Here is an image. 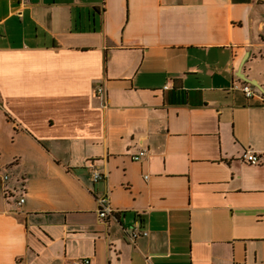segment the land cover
Here are the masks:
<instances>
[{"label":"crops","instance_id":"1","mask_svg":"<svg viewBox=\"0 0 264 264\" xmlns=\"http://www.w3.org/2000/svg\"><path fill=\"white\" fill-rule=\"evenodd\" d=\"M243 84L264 95V0H0V264H264Z\"/></svg>","mask_w":264,"mask_h":264},{"label":"built area","instance_id":"2","mask_svg":"<svg viewBox=\"0 0 264 264\" xmlns=\"http://www.w3.org/2000/svg\"><path fill=\"white\" fill-rule=\"evenodd\" d=\"M239 88L245 95V97L247 99H254V98H258L264 105V95L258 93L253 87H251L248 84H243L241 86H235L234 87ZM96 94L97 95H102L103 94V89L101 87H98L96 90ZM146 157V152L145 151H141L138 154L133 155V160L134 161H141L142 159H144ZM245 160L254 166H257L260 164V159L253 153L249 152L248 154H246L245 156ZM105 175H103L101 172L99 171H93L92 173V180L93 182H99L104 180ZM147 179V177H145ZM3 180L5 182L9 181V176L5 175L3 177ZM19 191V199H18V206H22L25 202V186L22 184V186L18 189ZM97 204V213H98V217L102 220H106L109 219L113 216L114 214V210L111 207V202H110V197L108 194H104L100 197L97 198L96 201ZM147 232L146 231H142L140 229H134L130 234L128 233L125 238L127 240L128 243L131 244H135V242L139 239V238H143L147 236ZM70 264H91V260L89 258H83V259H79L76 261H73Z\"/></svg>","mask_w":264,"mask_h":264},{"label":"trees","instance_id":"3","mask_svg":"<svg viewBox=\"0 0 264 264\" xmlns=\"http://www.w3.org/2000/svg\"><path fill=\"white\" fill-rule=\"evenodd\" d=\"M90 1H95V0H90Z\"/></svg>","mask_w":264,"mask_h":264}]
</instances>
